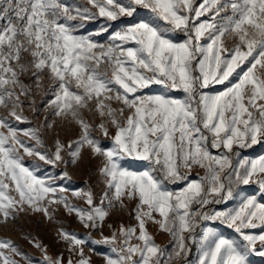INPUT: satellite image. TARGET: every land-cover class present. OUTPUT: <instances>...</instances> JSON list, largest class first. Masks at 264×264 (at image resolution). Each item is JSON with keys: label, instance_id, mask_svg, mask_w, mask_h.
Returning <instances> with one entry per match:
<instances>
[{"label": "snow or ice", "instance_id": "1", "mask_svg": "<svg viewBox=\"0 0 264 264\" xmlns=\"http://www.w3.org/2000/svg\"><path fill=\"white\" fill-rule=\"evenodd\" d=\"M86 3L91 7L0 0V107L7 113L0 116V224H15L19 214L51 220L61 206L90 237L101 234L94 243L113 254L105 264H249L250 253L264 256V155L249 159L242 151L264 141V0ZM99 18L132 22L100 43L111 25L80 31ZM45 77L51 96L41 102L44 120L35 127L24 110L39 119L35 95ZM156 85L161 90L154 92ZM212 85L224 88L211 94ZM71 125L78 127L73 136L56 132L46 144L42 133ZM85 151L99 159L105 188L99 203L91 189L73 192L81 207L39 170L40 162L76 164ZM25 157L36 163L27 165ZM128 158L144 162L143 170L125 167ZM196 169L203 175L193 176ZM250 184L258 185L259 197L245 191ZM126 200L135 201L136 224H108L104 235L109 209ZM149 223L170 236V248L156 243ZM217 223L239 241L208 226ZM58 236L68 245L67 260L30 238L43 264H92L84 255L87 240L63 228ZM12 254L32 264L12 241L0 240V264H18Z\"/></svg>", "mask_w": 264, "mask_h": 264}, {"label": "rangeland", "instance_id": "2", "mask_svg": "<svg viewBox=\"0 0 264 264\" xmlns=\"http://www.w3.org/2000/svg\"><path fill=\"white\" fill-rule=\"evenodd\" d=\"M70 4H76L79 6H86V0H67ZM201 3V0H198V6ZM95 11V9H93ZM143 15V12H141ZM205 17H201L204 19ZM125 22H132V18H122L121 20L115 22H108L105 18H99L95 21H87L85 22V29H81L82 34H88L90 32L99 31L102 25H111L109 27V31L107 33H103L100 37H98L100 43H107L108 36L111 32L118 30ZM4 23V21H0V24ZM174 38L180 39L182 35L173 34ZM229 45L233 43V41H228ZM25 83L29 82V78L27 76L21 77ZM50 81L47 77H45L43 81V87L40 91L35 95V100L38 106L41 107V114L39 119H35L31 110L27 107L24 110V114L28 117L30 121H32V126L39 127L44 120V112L42 101L48 99L51 96V92L48 91ZM224 88L223 85H212L206 91H209L211 94L215 92L222 91ZM161 86H153V91H160ZM176 95L182 96V93H178ZM114 107L117 105L113 104ZM6 110L0 107V116L6 115ZM85 118L92 122V117L90 113H84ZM98 119V118H97ZM28 125H21V127H27ZM110 132L114 130L109 126ZM56 132H60L61 138L66 139L69 136H73L76 132H78V127L75 125H71L70 129H54L48 130L46 134L42 133L46 144L50 147L52 145L53 139L56 135ZM93 135L99 137L102 144L105 147L110 146V141L103 137L99 131L94 130ZM27 139V138H23ZM30 143H34L29 141ZM215 152V150H213ZM243 155L249 159L259 158V156L264 155V141L253 145L251 148L244 149ZM25 162L27 165L32 166L36 161L34 158L25 157ZM100 161L99 159H94L89 156L87 151L83 154V159L78 161L76 164H70L67 167L61 164L57 167H53L51 165H45L40 162V170L39 174L43 178H55L58 186L64 187L67 189L65 195L68 196L69 200L73 204H77L81 207H86L83 200L76 199L72 196L73 192L77 191H87L91 189L94 193V196L97 199V203H99V198L102 195V192L105 188V184L103 182V178L99 176L97 172V168ZM124 166L128 167L131 170L140 171L143 170L144 162L133 160L128 158L124 161ZM64 171L68 172V176L64 177ZM199 172L200 175H203V169H196L193 171L192 175L195 176ZM14 188V186H11ZM170 188L175 189L177 186H169ZM245 191L248 194H255L258 197L260 193L258 191V185L250 184L248 186H243ZM10 195L17 196L14 190H10ZM18 198V197H17ZM235 201L230 202L227 206L232 207L235 205ZM56 208L55 213L53 214V218L49 220L44 217L42 214H19L17 221L15 224L9 223L8 225L0 224V240H10L12 243L17 246V248L25 253L27 257H29L32 261V264H43V254L42 252L33 246L32 243L29 242L30 238L35 239L39 243L44 246H47L48 253L50 256L56 257L59 254H63L65 260H67L69 253L67 251L68 245L58 236V232L61 228H63L66 232H72L80 236L82 239L88 241V243L84 246V255L86 257H90L92 264H105L104 257L107 255H113L110 251L109 246L96 244L94 241L100 238L99 232H94L91 237L88 234V230L85 229L80 222L77 220L75 215H69L61 206H54ZM134 207L135 201H125L124 207L121 208L119 204H117L114 208L109 209L110 215L105 221V226L103 229L104 235L110 234V229L107 227L108 224H111L113 228H118L120 224H124L125 226H134L136 221L134 219ZM217 208L224 207L223 205L216 206ZM51 211V209H50ZM208 226L214 227L218 233H222L230 239H236L239 241V236L232 229L227 228L224 225L220 224H209ZM149 231L154 235L156 243H158L161 247H171V238L167 233L161 232L157 225L149 223L148 225ZM199 231V229H197ZM254 231H259L256 229ZM193 250L189 255L188 259L191 260L195 257V246H192ZM12 258L18 261V264H28V261L21 258L18 255L12 254ZM249 264H264V256L258 255L256 253H250L248 256Z\"/></svg>", "mask_w": 264, "mask_h": 264}, {"label": "trees", "instance_id": "3", "mask_svg": "<svg viewBox=\"0 0 264 264\" xmlns=\"http://www.w3.org/2000/svg\"><path fill=\"white\" fill-rule=\"evenodd\" d=\"M197 4H198V0H194V6H196ZM179 35H182V34H179Z\"/></svg>", "mask_w": 264, "mask_h": 264}]
</instances>
